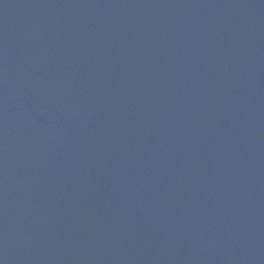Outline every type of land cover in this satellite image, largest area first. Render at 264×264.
Instances as JSON below:
<instances>
[{"label": "water", "instance_id": "1", "mask_svg": "<svg viewBox=\"0 0 264 264\" xmlns=\"http://www.w3.org/2000/svg\"><path fill=\"white\" fill-rule=\"evenodd\" d=\"M0 264H264V0H0Z\"/></svg>", "mask_w": 264, "mask_h": 264}]
</instances>
